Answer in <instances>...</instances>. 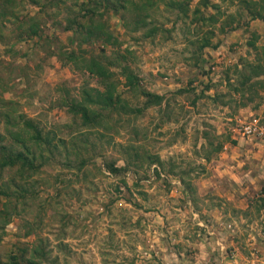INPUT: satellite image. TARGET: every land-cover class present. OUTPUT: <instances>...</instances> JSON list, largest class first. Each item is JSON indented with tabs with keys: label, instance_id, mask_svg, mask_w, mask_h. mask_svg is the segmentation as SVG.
I'll return each mask as SVG.
<instances>
[{
	"label": "rangeland",
	"instance_id": "374dc122",
	"mask_svg": "<svg viewBox=\"0 0 264 264\" xmlns=\"http://www.w3.org/2000/svg\"><path fill=\"white\" fill-rule=\"evenodd\" d=\"M132 1L136 6L124 18L110 12L104 19L120 51H130L142 87L166 95V111L164 105L150 108L129 123L113 118L117 128L104 138L92 130L95 148L85 155L91 160L80 172L63 166L64 151L55 153L24 182L25 199L0 231V260L19 249L27 259L32 246L40 245L49 255L41 264H264V151L255 158L246 153L254 144L264 149V136L246 138L234 131L253 119L264 129V76L247 82H258L246 94L252 102L233 90L241 89L248 75L243 64L258 53L248 42L255 37V46L264 47V22L250 19L243 9L246 0H208L207 8L200 0ZM13 5L18 19L0 17V111L24 115L49 139L69 143L81 128L62 102L63 91L75 98L97 86L88 74L52 55L56 47L62 53L78 50L72 32L65 30L73 2L13 0ZM197 7L203 18L195 22ZM211 15L216 23L206 20ZM143 16L146 26L136 31V17ZM30 17L39 23L41 38H18L17 27ZM204 39L209 46L201 50ZM82 49L90 56L113 48L96 42ZM117 79L118 91L140 107L143 98ZM182 89L188 92L177 93ZM3 124L0 117V134ZM207 141L224 143L210 162L203 158L210 150ZM120 144L158 155L166 163L160 178L146 161L136 174L130 170L124 176L127 186L107 173L105 159L124 164ZM171 165L175 173L188 174L184 179L192 192L167 173ZM9 179L5 172L0 184Z\"/></svg>",
	"mask_w": 264,
	"mask_h": 264
},
{
	"label": "trees",
	"instance_id": "16d2710c",
	"mask_svg": "<svg viewBox=\"0 0 264 264\" xmlns=\"http://www.w3.org/2000/svg\"><path fill=\"white\" fill-rule=\"evenodd\" d=\"M74 6H71V17L67 19L66 31L72 32L71 43L78 45V50L62 53L59 47H56L52 55L56 56L66 65H71L77 70L88 74L97 84L96 87L82 89L79 97H72L69 92L63 91L62 102L67 108L68 114L73 122L81 128V131L71 136L69 143L63 139L54 142L48 136L43 135L39 126L32 120L25 118L24 115H14L9 111H0V117L4 120V134H0V179L5 172L10 174L9 181L0 184V231L11 222L12 216L16 212V203L25 199L26 190L23 187L24 182L35 176L41 169L54 160V155L61 154L64 151L63 166L66 168L73 167L78 172L82 171L89 163L91 158L85 156L90 150L94 149L95 144L90 141L91 131L100 133V138H104V133H109L115 128L116 120L127 119L128 123L131 119H137L142 116L146 110L164 105L163 111L167 109V97L157 93H152L141 85V78L137 75L130 63V51H120L121 43L109 30L108 22L104 19V15L110 12L120 13L124 18V12L130 6H136L132 0H70ZM184 10L183 4H179ZM199 6L208 7V0H200ZM13 0H0V17L13 15ZM243 9L251 20H261L264 22V0H246L243 1ZM194 21L198 22L203 18L199 7L194 10ZM199 16V17H197ZM197 17V18H196ZM18 19L17 17H15ZM212 23H216L218 19L211 15L207 17ZM231 21L230 24H232ZM146 26V18L136 17V31ZM20 29L18 38H41L39 34L40 26L36 18L30 17L22 20L19 24ZM223 30V27H221ZM157 29H151L149 35L155 34ZM257 39V38H256ZM209 40L204 39L200 45V49L209 46ZM100 43L103 47L113 48L110 52L101 49L97 54L87 56L82 49L85 45ZM248 46L257 51V55L252 62L243 64L248 75L244 76L240 87L233 90L245 98L248 92L252 90L258 82H251L252 77L259 78L264 76V47L257 48L255 37L248 42ZM259 50V51H258ZM117 75L123 79V87L128 92L137 93L143 98V104L140 107H133L128 99L118 91L119 81ZM180 92H188L179 90ZM198 95L193 100V105L197 100L203 98ZM248 102L253 99L246 97ZM3 105H6L2 103ZM248 103H242L247 106ZM7 107V105H6ZM5 107V108H6ZM112 122V123H111ZM162 122L163 121L162 119ZM104 131V132H102ZM207 136H205V139ZM210 150L204 152V160L210 162L213 155L219 154L223 149V142L216 145L207 141ZM122 154L124 155V164L119 166L115 160L105 159L103 161L104 170L115 178L121 180V184L127 186L124 176L132 170L136 174L139 169L143 168V162L146 161L147 167L153 168V173L157 178L164 172L166 163L161 160L158 155L140 154L139 149L135 145L122 146ZM70 153L74 157L69 158ZM145 159V160H144ZM76 164L73 166V164ZM174 165H171L167 173L177 175L182 184L187 186V190L192 192L190 184L185 182L188 175L185 171L174 172ZM101 170V169H100ZM13 188V189H12ZM119 187L118 190L119 191ZM264 192V189H263ZM42 242V241H40ZM27 252L19 249V253L10 255L7 261L0 260V264H41L49 262L48 252L40 245H33L30 257L25 259Z\"/></svg>",
	"mask_w": 264,
	"mask_h": 264
},
{
	"label": "built area",
	"instance_id": "2783aa9c",
	"mask_svg": "<svg viewBox=\"0 0 264 264\" xmlns=\"http://www.w3.org/2000/svg\"><path fill=\"white\" fill-rule=\"evenodd\" d=\"M234 131L236 134L246 138H260L264 136V129L258 125V121L256 119H253L248 123H242Z\"/></svg>",
	"mask_w": 264,
	"mask_h": 264
},
{
	"label": "crops",
	"instance_id": "0c3cea01",
	"mask_svg": "<svg viewBox=\"0 0 264 264\" xmlns=\"http://www.w3.org/2000/svg\"><path fill=\"white\" fill-rule=\"evenodd\" d=\"M252 146H253L252 149H247L246 153L249 154L251 158L260 157V155L264 151V149L262 148L263 145L262 144L261 145L260 144H254ZM256 148H258L257 151H256ZM232 158H234V157H232Z\"/></svg>",
	"mask_w": 264,
	"mask_h": 264
}]
</instances>
